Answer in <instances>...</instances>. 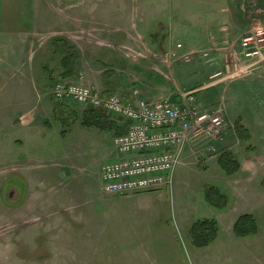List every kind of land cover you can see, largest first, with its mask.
I'll return each mask as SVG.
<instances>
[{
	"label": "rangeland",
	"instance_id": "374dc122",
	"mask_svg": "<svg viewBox=\"0 0 264 264\" xmlns=\"http://www.w3.org/2000/svg\"><path fill=\"white\" fill-rule=\"evenodd\" d=\"M46 1L52 7L48 11L56 16L85 13L91 20L114 29L113 36L145 28L162 30L173 21L181 30L174 45L200 40L204 23L200 20V5L183 4L179 15L175 0ZM89 2L92 10H84ZM231 7L240 35L236 51L228 53L229 66L225 70L216 68L207 75L216 79L225 75L226 80H196L195 73L192 78L181 77L184 71H201L186 65L196 64L209 54L186 50L176 56L142 45L136 53H129L130 57L134 56L133 62L154 74L155 79L117 80L135 82L140 98L149 102L172 98L182 102L192 96L198 108L218 111L224 120L223 137L214 142L215 153L201 154L200 145L186 147L170 188L130 195H82L102 190L100 171L111 159V134L81 128V114L87 107L53 102V84L38 59L37 75H43L37 80L39 94L29 81L20 87L19 81L0 80V264H264V36L256 37V30L264 28V13L252 0H237ZM130 14L132 19L128 21ZM185 18L188 27L181 25L180 20ZM59 28L65 32L62 25ZM96 33L92 31L85 54L86 62L93 67L92 62L99 58L95 49L106 41ZM249 37L253 38L250 47H262V60L260 56L245 58L243 40ZM44 58L52 76L57 62L47 54ZM85 81L92 86L95 80ZM18 96L22 98L16 100ZM11 101L23 110L42 108L41 120L49 123V127L40 129L43 132L37 165L27 163L31 147L19 145V131H8L9 123L21 122L4 109ZM61 108L71 116L53 113ZM239 120L249 135L247 142L240 140L235 130ZM48 146L54 147L52 155L47 152ZM224 151L232 152L240 164L234 176H226L216 163ZM31 166L36 180L41 181L38 188L46 194L45 204L52 202L49 214L32 213L35 201L26 202L28 186L34 185L26 175ZM51 186L54 189L47 191ZM210 187L227 197L225 209L219 211L206 204L204 195ZM71 191H78L79 196ZM246 214L255 218L257 235L237 239L233 225ZM203 219H214L219 231L214 243L197 249L192 245L189 228Z\"/></svg>",
	"mask_w": 264,
	"mask_h": 264
},
{
	"label": "crops",
	"instance_id": "0c3cea01",
	"mask_svg": "<svg viewBox=\"0 0 264 264\" xmlns=\"http://www.w3.org/2000/svg\"><path fill=\"white\" fill-rule=\"evenodd\" d=\"M236 1L237 0H175V5L177 7L176 12H179V15L182 12L183 4L200 5L202 12L200 20L202 19L204 23L200 26V40L195 43H188L186 41L185 45L177 42L174 45V39L180 34L179 32H181V30L176 28V24H174L173 21L167 25L164 24L168 29L157 30L155 27L153 31L150 30V28H145V30L136 31L131 34L121 31L118 36H113L114 33L112 31L114 29L110 30L105 24L91 20V18H88L85 13H68L67 16H56V14L48 11L50 9L52 10L51 3L48 1L45 2V0H0V80L19 81L20 87L25 83L27 84V81H29L35 88L37 94H39L36 85L38 83L37 80H42L43 73H40L42 76L38 77L37 59L39 60V64L43 71L45 64L46 66L48 65L44 55L47 54L49 57H53L49 44L50 41L55 38H63L67 40L80 54L76 78L73 79V81L87 86L85 80H95L91 82L92 86L89 87L97 92L99 91L103 97L110 95L118 96L123 103L131 101L134 94H137L140 98V95L136 90L138 87L135 82H130L128 84V82L126 83L117 80L155 79L154 74L146 73L142 70L141 66L133 62L134 56L130 57L129 53H136L135 51H138L141 45L145 48L148 46L151 49L176 56H181L186 50L209 54V57L197 60L196 64L186 65L193 69H201V71H184L181 72V77L187 79L190 75L192 78V75L195 73L194 76H196V80H214L217 77H207V75L213 73L216 68L225 70V68L229 66L228 53L232 54L234 49L236 51V41L238 42V37H240L237 33L238 29L234 23V10L231 7ZM252 1L255 2L256 5H260V11L264 13V0ZM84 10H92L90 2L84 4ZM131 19L132 15L130 14L128 21ZM177 20L180 19H176V21ZM180 21H182L181 25L183 27H188L189 22L187 18ZM156 22L157 21L153 22L155 26ZM161 24L163 25V23ZM59 25L64 27L65 32H61L62 29L59 28ZM92 31H96V35L98 34L106 40H103L104 43L102 46L95 49L99 58L95 59L92 64L96 68L89 65L86 62L85 57L87 45H89L87 42L89 41V37H92ZM44 37L48 38L44 40ZM178 45L180 46L179 48L177 47ZM262 56L263 54L261 53L259 57L260 60L263 59L264 56ZM129 57L132 58V61ZM53 58L57 62L58 59L56 57ZM208 60L213 61V63L209 64ZM58 73L59 67H57V71L54 72L52 76L54 77ZM227 77L221 75L216 80H226ZM20 91H23V89ZM20 98L22 97L18 96L16 100H20ZM155 101L152 100L151 102ZM171 103L176 104L179 103V101H171ZM40 105L42 107L41 101L38 105L39 108ZM4 109L8 110L11 116H17V118H20L21 120V122L17 121L9 123L8 131L10 133L15 130L19 131L21 138L17 139H19L18 143L21 147L23 146L27 148V146L30 145L31 152L26 155V158L28 159L27 163L31 165L39 164L38 161H36V158L39 155L38 146L41 144L40 136L43 132L42 127H49L48 122H42L41 120V117L44 116L42 108H40V111L23 110L16 106L15 101H11L10 106ZM85 111H83V113ZM202 111L210 112L209 110ZM53 113L57 116H71L70 112L63 108L53 111ZM83 113L81 114V118ZM10 114L8 113V115ZM111 120L116 122L118 129L122 130L123 133L126 131V122L115 118H111ZM42 124L44 126H42ZM81 128L92 130L83 126H81ZM97 132L104 133L100 131ZM113 136L114 135H111L110 141ZM33 149L35 152H32ZM47 152L52 155L54 153V147L48 146ZM114 160L115 152L112 147L110 162ZM37 172L38 169L35 173ZM26 175H29L33 181L32 183H34V185L31 184L28 186L26 194V202L28 199L35 201L31 212L40 211L41 213L49 214L53 211L51 206L52 202H49V205L45 204L44 197L46 194L38 188V184H41V181L36 180L33 166H31L30 170H27ZM47 177L49 180H53L52 175ZM53 189L54 187L51 186L47 191H52ZM75 191H71V193L79 196L77 194L78 191ZM96 193H99L101 196L105 195L102 190L101 192L86 191V193L82 195L94 196ZM49 218L50 216L46 219L49 220ZM229 240L234 241L233 239Z\"/></svg>",
	"mask_w": 264,
	"mask_h": 264
},
{
	"label": "built area",
	"instance_id": "2783aa9c",
	"mask_svg": "<svg viewBox=\"0 0 264 264\" xmlns=\"http://www.w3.org/2000/svg\"><path fill=\"white\" fill-rule=\"evenodd\" d=\"M257 36H264V28L256 30ZM252 40H243L245 58L261 54V46L250 47ZM52 97L55 102L73 101L127 123L125 133L112 138L115 160L101 166V189L106 195L170 188L185 148L200 145L201 154L215 153L214 142L222 139L225 130L220 112L200 110L192 96L174 104L148 102L134 94L131 101L122 103L117 96L102 97L80 83L58 82Z\"/></svg>",
	"mask_w": 264,
	"mask_h": 264
},
{
	"label": "trees",
	"instance_id": "16d2710c",
	"mask_svg": "<svg viewBox=\"0 0 264 264\" xmlns=\"http://www.w3.org/2000/svg\"><path fill=\"white\" fill-rule=\"evenodd\" d=\"M49 45L52 56L58 59L57 65L59 67V73L55 77L51 76L49 65L43 67V72L50 82L54 84L55 82L75 79L80 60V54L77 49L63 38L52 39ZM171 101L177 102L178 99L172 98ZM80 125L111 135L123 133L122 130L118 129L116 122H113L109 115L93 110H86L83 113ZM235 130L240 140L244 142L250 140L247 130L240 120L236 122ZM216 163L220 170L228 177L234 176L240 170V164L230 151L222 152L216 159ZM204 199L207 205L219 211L225 209L228 203L227 197L214 187L206 190ZM218 231V224L214 219L195 221L189 228L192 245L197 249L209 247L216 240ZM232 231L236 238L256 236L258 228L255 218L252 215H241L235 221Z\"/></svg>",
	"mask_w": 264,
	"mask_h": 264
}]
</instances>
